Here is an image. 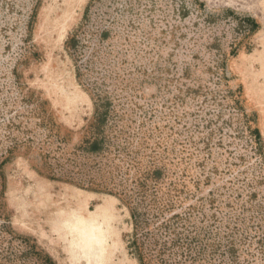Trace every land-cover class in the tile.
Instances as JSON below:
<instances>
[{
    "label": "rangeland",
    "instance_id": "374dc122",
    "mask_svg": "<svg viewBox=\"0 0 264 264\" xmlns=\"http://www.w3.org/2000/svg\"><path fill=\"white\" fill-rule=\"evenodd\" d=\"M138 247L264 264V0H0V264Z\"/></svg>",
    "mask_w": 264,
    "mask_h": 264
},
{
    "label": "trees",
    "instance_id": "16d2710c",
    "mask_svg": "<svg viewBox=\"0 0 264 264\" xmlns=\"http://www.w3.org/2000/svg\"><path fill=\"white\" fill-rule=\"evenodd\" d=\"M73 43L74 41L71 40ZM102 120L100 118L99 114H96V122H95V126H98V124H101ZM98 147V142L94 141L90 144L89 146V150L90 151H94L96 148ZM98 150V148L96 149ZM131 218L134 222V227L137 230L140 226V220H139V214L137 213V211L133 208H131ZM138 260L140 262V264H150V260H147L143 254V252L140 250V248L138 247Z\"/></svg>",
    "mask_w": 264,
    "mask_h": 264
},
{
    "label": "bare ground",
    "instance_id": "6f19581e",
    "mask_svg": "<svg viewBox=\"0 0 264 264\" xmlns=\"http://www.w3.org/2000/svg\"><path fill=\"white\" fill-rule=\"evenodd\" d=\"M100 213H101V210L97 211V213L94 214V215H98V214H100ZM91 217H92V216H91Z\"/></svg>",
    "mask_w": 264,
    "mask_h": 264
}]
</instances>
